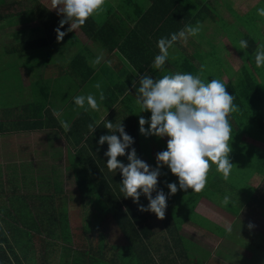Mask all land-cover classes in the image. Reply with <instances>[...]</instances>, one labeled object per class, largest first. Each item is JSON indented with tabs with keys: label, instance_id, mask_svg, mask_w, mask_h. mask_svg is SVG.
<instances>
[{
	"label": "crops",
	"instance_id": "1",
	"mask_svg": "<svg viewBox=\"0 0 264 264\" xmlns=\"http://www.w3.org/2000/svg\"><path fill=\"white\" fill-rule=\"evenodd\" d=\"M228 1L230 2L229 6L232 14L235 17H240L244 12L237 8L239 6L238 1L243 4L239 7L250 8L248 10H253L264 2V0H257L249 5L251 7H246L244 5L251 0ZM39 2L45 11L49 12L47 21H51L52 17L58 21L64 18L63 14H58L53 9L51 10V6H48L44 0ZM120 2L121 4H116L111 0H105V10L99 15L90 17L86 21V25H83L84 30H81L80 27V29L67 32V35L60 42H57L56 35H54V30L57 27L48 25L44 19L38 21L36 19L24 20L21 17L18 24L23 25V27L14 28L13 30L8 25L15 26V24H9L8 21H5V23L0 22L1 226H6L5 221L8 220L6 217H14V214L11 216L10 210L18 207L15 204L19 201L23 205H30L31 207H36L31 202L37 201L40 204L39 208L42 210L46 208V211L48 209L53 211L51 213L52 217L50 216L51 218H56L54 210L62 207L60 200L66 202V209L68 210L72 206L79 208L80 202L72 204L74 200L82 199V196H86L85 192L100 189L105 185L115 195H118L117 199L119 201H122L124 197L120 192L122 175L118 170L116 172L108 170L106 166L108 158L104 155L108 149V145L107 143L104 145L98 144L101 135L111 134L104 127L105 118L114 124L122 122L125 132L134 139V144L129 149H126V153L131 150V147H134L138 158L147 162L153 168L156 166V154L167 150L168 137H145L139 132V117L144 116L145 119L150 120L151 113L149 111L139 113L140 109L135 104L139 84L137 83L136 88H132L131 86L133 79L138 81L139 76H135L130 71L129 64L140 75L148 74L154 79H159L165 74L176 72L197 75L203 67L201 78L206 82L213 78L221 80L225 83L226 90L231 95L232 93L236 94L234 90H231V86L236 83L237 78L242 74L244 76L251 74L258 81L262 75L264 76L262 73L263 67L257 68L255 64L254 56L258 47L257 43L251 50H240L238 41L239 39H244L243 36H238L237 44L228 41L225 32L211 30L203 23L208 18L202 23L200 22L203 28L198 36H190L187 44H184L182 40H178L173 48L169 49L170 57L163 71L152 69L151 65L154 62V58L159 54L157 41L162 36H155L154 26L147 22L149 1L120 0ZM26 10L34 11L29 3L27 9L19 10L16 13ZM0 14L6 20V17L15 13ZM138 16L140 17L138 18ZM144 16L146 18L141 19ZM28 21L34 22L37 25L26 28L27 25L25 23ZM8 27L10 28L8 29ZM69 27L70 23L65 24L62 31H67ZM255 30L261 35L260 40H262L264 38V27L261 26ZM130 32L134 33L129 34ZM78 33L79 35L81 34L82 42L79 41L80 36H78ZM24 36L30 39L36 38L37 41L54 43L53 47L52 44L50 46V48L52 47V52L48 49V52L51 54L48 52L44 53L43 51L41 53L31 52V48L22 51L25 49L22 47L24 40H21ZM47 39L51 41H47ZM9 43L12 44L11 53L15 55V52H18L19 55L17 56H20L19 59H13L11 54L8 53L6 46ZM228 46L229 50L227 49ZM59 47H61V51L58 50ZM177 47L180 48V56L176 55L178 52ZM209 48L213 49L212 52L208 51ZM232 53L241 61L238 70L231 63ZM172 56H176L177 58L172 59ZM97 57H102L101 62L93 66L92 61ZM125 61L128 63H125ZM143 62L149 65L145 67V63L143 64ZM35 63L38 65L37 67L28 66ZM49 64H52L54 68L50 67L51 72L45 75L47 68L44 67H49ZM62 64L63 66L58 68V65ZM188 64L189 66H187ZM142 65L143 69H141ZM73 66H76V68H73ZM205 66H211L212 70H205ZM187 70L188 72H186ZM59 77H64V80L72 79L77 82L74 97L80 95L81 86L93 83L91 88L96 92L99 100V93L94 85L100 83L106 97L100 104V110L94 111L89 109L85 112L84 109L77 107L72 102L73 99L68 100L67 98L65 99V103L61 104L59 94L60 92L62 94L64 87L62 85L58 87L54 86ZM45 79L50 81L45 84ZM247 95L252 99L251 94ZM258 97L260 102L264 103V88L259 91ZM250 98L242 97L240 102L234 99L233 103L238 106L239 111L231 113L229 116V122L232 127L231 140H234L238 136L237 144L230 146L231 149L240 147L245 152V158L250 156L255 160L257 159L255 164H249L247 167L245 163L243 165L244 168H238V173H242L250 166L252 169H255L248 178H244L249 184L247 187L251 191L249 194L239 192L234 188L235 185L233 183L230 184L234 194L236 195V192H238L240 195V199L235 204L238 208L234 206L232 211H229L219 207L222 204V199L220 198L221 192H227L230 195L231 201L235 198L232 192L227 191L228 188L226 187L228 186L226 182L218 181L216 183L217 177L212 178V181L209 184L207 183L205 189L200 193L192 192L191 189L187 192L178 190L176 194L168 196L169 189L167 183H176L179 188L178 178L171 173L167 166L161 168L162 174L158 177L157 189H162L166 196H168L167 208L164 220L158 219L154 213L148 212L147 214L152 219L150 223L154 225L169 224V219L171 218L173 224H176V234L178 235V237H174L173 242H178L179 240L181 245H189L201 253V256H198L196 253L192 256L190 254L191 249L188 250L186 248L179 254V259L183 260L178 262V264H190L185 260V256L189 259L197 260L196 264H204L211 257V255H206L205 259H203L201 245L190 241L188 234H193L195 237L208 241H224L232 249L238 250L235 253L243 250L237 255H234L235 253L232 252L228 258L230 260L227 261L237 258L248 264H264V134L250 137L244 131L247 128L253 127L264 128V104L259 107L252 106ZM70 103L71 106L68 108ZM251 109L255 110L254 115H252ZM66 110L73 111V114L61 118V113ZM61 120L70 124L71 132L64 131L60 124ZM96 122H99V126L92 134L89 131L88 125L90 123L95 124ZM148 127L149 125L146 124L145 128ZM116 134L119 135V133ZM237 156V150L233 155H229L230 160H233L234 164L232 169L234 173L231 172V174H236L237 172V168L235 167ZM118 160L124 164L128 163L127 155L118 157ZM74 166L85 173L84 177L79 176V187H84L85 190L77 188L76 176L73 175ZM58 170L60 172L56 173ZM24 173H29L28 176L30 178L37 179L48 177L45 173L50 174L51 180H53L50 187H59L62 183L67 185L66 177H72V189L76 190L79 194L80 192L82 193L78 198H73L74 196L71 198L61 196L59 200L60 195L58 194H47L40 198V196H36L37 194H32V191L26 187L23 190L27 192V197L22 193L16 196L22 190V187L19 191L12 190L13 184L9 182V179H21L24 177ZM61 179H65L64 182ZM56 182H58V186H55ZM86 184H90L92 187L84 186ZM224 184L225 186H222ZM47 192L51 193L50 190H47ZM215 194L216 197L214 196ZM152 195L155 197L156 193L153 192ZM90 198L92 197L89 196L82 199L81 202L85 205L86 201V217L91 215L96 205L102 206L101 202H98L96 205L91 204V201L94 202V199ZM70 199L71 202H69ZM140 200L147 206L148 200L145 196L141 195ZM191 206H194L193 214L187 213V210ZM39 208H37V212ZM69 213H67V219L70 220ZM39 214L40 217H47V212L43 213L41 211ZM20 215L22 214L20 213ZM199 217L211 225L218 227L219 230L215 229L212 231L205 227H199L201 226L199 224L200 221L197 219ZM75 219L81 223L82 215L75 216ZM256 221H259L263 225V230L254 231V223ZM249 223L253 224L251 229L248 228ZM229 226L232 228L230 233L227 231ZM160 231L158 235L153 233L154 235H151L145 243L147 247L146 252L151 258L169 257L166 254V252H170L166 248L169 235L164 229ZM151 243L153 246L150 249L151 246L149 244ZM243 243L246 245H242ZM142 251L144 252V250ZM219 264L230 263L219 261Z\"/></svg>",
	"mask_w": 264,
	"mask_h": 264
},
{
	"label": "clouds",
	"instance_id": "2",
	"mask_svg": "<svg viewBox=\"0 0 264 264\" xmlns=\"http://www.w3.org/2000/svg\"><path fill=\"white\" fill-rule=\"evenodd\" d=\"M104 5L105 0H51V10L57 9L58 14H63L64 17L59 21V27L54 30L57 42L62 41L67 32L85 25L90 17L102 13L105 10ZM257 15L264 17V8L257 9ZM69 23L67 31H61ZM202 28L203 25L197 22L195 26L186 25L178 33L170 34V37L160 38L157 41L159 54L154 58L152 69L163 71L170 57L169 49L178 40L187 44L188 38L198 36ZM238 47L245 50L248 42L241 39ZM101 59L102 57H97L92 61L93 66L99 64ZM254 59L257 68L264 67V44L258 45ZM129 68L135 76H139V80L133 79L131 85L136 88L137 83L139 84L135 99L139 113H151L150 120L144 116L139 117V132L145 137H168L167 150L156 154V166L153 168L138 158L134 147L126 153V149L134 144V139L125 132L122 122L114 124L106 118L104 127L111 134L101 135L98 144L108 145L104 153L108 158L106 166L110 172L118 170L122 175L120 192L123 196L132 198L139 211L154 213L162 220L165 218L168 196L176 194L178 190L202 192L212 164L216 165V170L222 174L223 179L228 180L234 167L229 158L232 151L229 144L232 139L229 116L239 111V108L234 105L235 97L227 92L224 82L215 78L206 82L201 78L203 67L197 75L176 72L165 74L159 79L148 74L140 75L130 64ZM94 87L98 90L99 100L91 93L73 97L74 104L85 112L89 109L99 111L100 104L106 98L100 83H96ZM60 124L65 132L70 131L68 122L61 120ZM146 124L149 125L148 128H145ZM98 126L99 122L90 123L89 131L93 134ZM125 155L127 164L118 160V157ZM164 166L178 178L179 184L178 188L176 183L166 182L168 196L162 189H157L158 177ZM153 192L156 193L155 197ZM141 195L147 198V206L140 204ZM229 202L230 197L227 195L221 201L224 205ZM252 227L253 224L249 223L248 228ZM227 231H232L231 226Z\"/></svg>",
	"mask_w": 264,
	"mask_h": 264
},
{
	"label": "rangeland",
	"instance_id": "3",
	"mask_svg": "<svg viewBox=\"0 0 264 264\" xmlns=\"http://www.w3.org/2000/svg\"><path fill=\"white\" fill-rule=\"evenodd\" d=\"M32 1V0H31ZM37 1V0H36ZM41 1V0H39ZM45 3L48 6H51V0H44ZM112 2H115L116 4H121L120 0H111ZM257 0H251L248 1L246 3V7H251L249 5L253 4L254 2H256ZM187 5H192L195 6V2L192 0H189L188 2H186ZM31 5V4H30ZM230 2L228 0H216V2L212 3V16L211 19H206L203 23L208 26L209 29L211 30H217L220 32H227L228 36L231 38L232 40H237L238 39V35L240 37H242L244 34H248L250 37H256V30L255 29H259L261 26L264 27V17H260L259 15H257V9L259 8H264V2L259 4V6H257L256 8H254L253 10H248L250 8H241L239 6L243 5L242 2L238 1V5L237 8L243 12V15H240V17L238 16H233L231 8H230ZM0 13L2 14H9V13H16L19 10H23V9H27L29 7V2L28 0H0ZM235 8V7H234ZM51 9V7H50ZM190 9V8H189ZM55 11V13H58L57 9H53ZM232 14V15H231ZM38 15V14H37ZM36 15V10H34V12H32L31 15H28L27 17H23L24 20H32V19H36V21H38V17ZM201 16V15H200ZM18 17V16H17ZM235 17V18H234ZM21 19V17H18L17 21H19ZM239 19V20H237ZM236 20V21H235ZM235 21V22H234ZM251 21H253L252 23H250ZM5 23V21L3 22ZM255 23V25H254ZM26 28H30V27H34L37 24H35L34 22L28 21L25 23ZM12 28V30L18 29V27H23V25H20L18 23H15V26L13 25H8ZM8 27V29L10 28ZM224 28H229L228 30H224ZM80 29V28H79ZM4 30V29H3ZM3 30L1 31L2 34L4 33ZM21 36V35H20ZM78 36H80L79 41L82 42L83 39L81 38V34ZM221 37V36H220ZM224 39V38H221ZM261 38L258 39L257 42V46L258 44L260 45L264 38L262 40H260ZM21 40H27L26 36H24L23 38H21ZM228 41H230V39L227 38ZM260 40V41H259ZM222 41V40H220ZM240 41V39H239ZM238 41V42H239ZM14 42V41H13ZM237 44V42H236ZM264 44V42H263ZM54 46V43L52 44V47ZM52 47L50 48V46H47V48L44 47H38L37 46V50L32 49L31 52H39L41 53L42 51L44 53L48 52V49L50 50V52H52ZM8 53L11 54L13 59H19L20 56L18 52H15V55H13L11 53L12 50V44L9 43L6 46ZM227 49L229 50V46L227 47ZM58 50H62L61 47L58 48ZM212 48H209L208 51L212 52ZM174 51V50H173ZM3 52V51H1ZM230 52H232V50H230ZM49 53V52H48ZM51 54V53H49ZM233 60H235V62H233ZM231 63L234 66V68H237V70L240 68V64L241 61L240 59L237 58V56H235L232 53V58H231ZM49 67H44L47 68V71H45V75H47L49 72H51V68H54V66L52 64H49ZM30 67H37L38 65L32 64V65H28ZM62 65H58V68ZM57 68V67H56ZM205 70L207 71H211L212 67L211 66H205L204 67ZM41 70V69H40ZM39 70V72H40ZM264 74V73H263ZM64 78V77H63ZM63 78H58L56 80V85L54 84V86H60L62 85L64 87V90L62 91V94L60 92V96H59V101L61 104L65 103V99L67 98L68 100L73 99L74 97V93L75 90L77 89V82L75 80L72 79H66L64 80ZM50 80L45 79L44 83L47 84ZM259 81L261 82L262 85H264V79L263 81L261 79H259ZM93 84V83H92ZM83 85L81 86V90H80V95H88V94H95L96 92L91 88V85ZM67 96V97H66ZM97 97V96H96ZM98 100V98H97ZM73 102V101H72ZM60 103H58V105H60ZM71 103L69 104L68 108H70ZM251 113L252 115H254L255 110L251 109ZM72 115L73 111L70 110H66L63 111L61 113V118H64L66 115ZM253 125V122H252ZM243 131V130H241ZM248 136L250 137H255L261 134H264V128H247L244 130ZM71 132V131H69ZM238 142V136H236L234 138V140H231L230 142V146H233L235 144H237ZM237 150L238 156L239 157H244L245 152L243 149H240V147H236L234 148L229 155H233V153ZM230 162L233 164V160H230ZM234 165V164H233ZM244 165V164H243ZM243 165H239V168H244ZM248 167V166H247ZM253 171H255V169H252V167L250 166L249 168L245 169L242 173L239 174H230L228 180H224L223 176L221 173L217 172L216 170V165L212 164L210 171L208 173V177H207V183L209 184L212 180V178L217 177L216 183L218 181H224L227 183L226 188L227 191L232 192L233 193V197L235 198L234 200H230V202L227 205L221 204L219 207H221L222 209H226L229 211H232V209L234 208V206L236 207V201L240 199V195L238 192H236V195L233 192V189L230 187L231 183H233V185H235L234 188H236L239 192H245L247 194H249L251 191H249L247 189V187L249 186V184L244 180V178H248ZM60 172L59 170L56 171V173ZM28 174L24 173V177H22L21 179L19 178H11L9 179V182L13 184V187L11 188L12 190H18L22 187V190H20L16 196H19L21 193L26 196V193L23 188L27 189L29 188L30 191H32V194H37L36 196L40 198L42 196H46L47 194H58L59 196V200L61 196H68L69 198H71L72 196H74L73 198H78L80 197L79 193H77L76 190L72 189V177H66L67 178V185L63 184L60 185L59 187H50L51 183L53 182V180H51L50 174L45 173V175H47L48 177H45L44 179H40V178H30ZM65 179H61L62 182H64ZM21 185H19V184ZM58 182H56L55 186L57 185ZM17 185V186H16ZM27 185V186H26ZM222 186H225L222 185ZM1 187V185H0ZM31 187V188H30ZM218 187H220V185H218ZM36 188V189H35ZM78 189L81 190H85L84 187H78ZM47 190H50L51 193H48ZM76 191V192H75ZM31 194V195H32ZM220 198L223 200L224 196H229L227 194V192H221L220 193ZM91 195H86V196H82V199L88 198ZM216 197V194L214 195ZM82 199H76L72 202V204L74 203H79V208L72 206V208L69 209V216H70V220L67 219V214L61 216L60 213L61 211H57L54 210V213L56 214V222H59V220H61V224H59V226L57 227V237L58 239H62L63 241H61V246H67L69 249H75V250H79V251H83L85 249L88 248H94L99 250V252H103L105 255V257H103L100 259H104L105 261L108 260L109 257H111V255H113V250L112 247H118L120 245L123 244V240L121 237V234L118 232V229L116 227L113 226V224L111 223V220L109 218V220H106V218H104L105 216L95 210L92 211L91 215L87 216V209H86V201H85V205H83ZM90 199H95V198H90ZM69 202H71V199L69 200ZM32 204H34V206L36 207H31L30 205H23L20 201L18 203H16L15 205H17L18 207L16 208H12L11 211V216L14 214V217H6L8 218L7 221H5V225L6 227L9 229L11 228L13 231H22L23 233V237L25 239V237H28L27 230L25 229V227L29 224L30 221H34L32 222V225H34L35 228L40 227L41 223L37 222L36 219V215L35 213L37 212V208H39V205L37 201H32ZM98 201H94L93 204H97ZM60 204H61V200H60ZM238 208V207H236ZM25 209V210H24ZM24 211H28L29 213H24ZM21 213L22 215L19 216V214ZM51 213H53L52 210L47 211V215H50ZM79 215H82V222L80 223L78 220L76 221L75 216L78 217ZM199 222V224L202 228V226L207 227V228H211L213 227L212 225H210L208 222L204 221L203 219H201L200 217L197 218ZM164 220V219H163ZM27 225H26V224ZM73 223V224H72ZM169 226L170 223H169ZM254 231L258 232L261 231L260 229L263 230V225L259 222L256 221L254 223ZM29 227V226H27ZM64 227V228H63ZM214 229H217L216 227H213ZM22 229V230H21ZM24 229V231H23ZM31 229V228H30ZM41 231L38 232L36 234V237H34V235H32V240L30 239L29 242V246H28V250H27V258H31L32 260V264H57L58 260H60L58 257L59 255L55 256H51V255H46V252L44 251V246H43V241L44 239L46 240H52L53 238H57L56 234L54 232H51V234L49 235V237H47V234L45 233L43 227L41 228ZM161 229H158L156 227H154V233H156L157 235L160 234ZM31 232H34L32 230H30ZM191 231V230H190ZM4 233L6 235H8V232L5 230ZM154 235V234H153ZM189 235V240L192 241L194 244L197 243V245H201V251H202V257L203 259H205L206 255H211V257L209 258V261L204 263V264H219V261L222 262H228L230 264H248L245 263L244 261L238 260L237 258H233L231 261H227L230 260L228 259L231 255L232 252L235 253V249H232V247L229 246L228 243H225L224 241H208V240H204L203 238L200 237H195V235L193 234H188ZM64 239H67L68 242H65ZM178 243V242H177ZM59 244V243H58ZM149 246L150 249L152 248L153 244L151 243ZM178 250L175 252H166V254L170 257L169 260H160L161 257H155L154 259V263L155 264H178V262H181L183 259H179V254L182 253V251L184 249H188L190 250V254L193 256L195 253L198 254V256H201V253L196 250L195 248L190 247L189 245H181L178 243ZM22 247H18V249H21ZM147 248V247H146ZM94 250L93 251H88L89 256L95 255L94 254ZM59 251V250H57ZM179 251V253H177ZM243 251V250H240ZM236 252L234 255H237L240 253ZM61 252V251H60ZM100 252V254H102ZM144 252H146V249L144 250ZM77 253V252H76ZM147 253V252H146ZM69 254V253H68ZM119 254V253H118ZM145 254V253H144ZM143 254V255H144ZM97 255V254H96ZM72 257V256H71ZM234 257V256H233ZM48 259V260H46ZM69 260L70 257L66 256V258ZM91 261V262H89ZM89 261H87L86 264H95V262H92V260H90L89 257ZM139 264H144L143 260L140 261ZM257 264H261V263H257Z\"/></svg>",
	"mask_w": 264,
	"mask_h": 264
},
{
	"label": "trees",
	"instance_id": "4",
	"mask_svg": "<svg viewBox=\"0 0 264 264\" xmlns=\"http://www.w3.org/2000/svg\"><path fill=\"white\" fill-rule=\"evenodd\" d=\"M148 1H149V10L147 13L149 14V16L147 18V22L154 26L155 36L160 35L162 37H170V34L178 33L186 25L195 26L198 21L202 23L206 18L211 19V17H213L212 3L216 2V0H192L195 2V6H192L186 4V2H188L189 0H148ZM29 3L31 4V8L36 10V15L38 14L37 17L39 20L44 19L45 23H48V25L59 27V21L57 19L52 17L51 21H47L49 12L47 13L45 11L44 7L40 4L39 0L37 1L29 0ZM32 12L34 11L26 10L21 13H15L13 15H10L9 17H6V20H4L5 17L0 14V22L2 23L4 21H8L9 24H15L18 23L17 21L18 17H27L28 15H31ZM139 17L140 16H138V18ZM145 18L146 17L144 16L141 19H145ZM252 22L253 21H251L250 23ZM62 29L63 28H61V31ZM84 29L85 28L82 26L81 30ZM227 29L228 28H224V30ZM133 33L134 32H130L129 34H133ZM256 34H257L256 37L253 38L248 37L250 36L249 33L243 35L244 40L248 42V47H247L248 50L254 48L256 46L257 40L261 38V35L259 33L256 32ZM54 35H56V32H54ZM225 35L227 36L228 39H230L231 42L236 44L237 40L233 41L232 37L230 38L228 36L227 32H225ZM47 41H51V40L47 39ZM51 44L52 43L50 42L37 41L36 38H32V39L27 38V40H24L22 42V47L25 48L22 51H25L26 49L29 50L30 48L37 50L36 49L37 46L47 48V46H51ZM176 49L178 51L176 55L180 56L181 54V51H179L180 48L177 47ZM144 63H145V67L149 65L146 62H143V64ZM187 66H189V64ZM73 68H76V66H73ZM141 69H143V65ZM186 72H188V70ZM262 73H264V67ZM263 79L264 76L262 75L261 80L263 81ZM260 83L261 82L258 81V79L254 78L253 75L250 74L244 76L242 74L239 78H237L236 83L231 86V90H234L236 92V94L232 93V95L234 94L235 100L237 102H240L242 100V97L250 98V96H248L247 94H251L252 99L251 98L249 99L251 101V105L255 107H259L260 105L264 104L260 102V99L258 97L259 91H261V89L264 88V85ZM256 160L254 158H251L250 156H248V158L245 157L237 158L235 164L236 165L235 167L237 168L236 174H239L238 173L239 165L242 166L245 163L247 166L252 163L255 164ZM83 173L84 172L78 170L77 167L75 166L73 167V175L76 176L75 180L78 187L80 182L79 176L84 177L85 173L84 174ZM84 186L92 187L90 184H86ZM81 193L82 192H80V194ZM85 193L86 195H91L90 197L95 198L94 201L97 200L99 203L101 202L100 204L102 206H98L95 204L96 208L94 210L103 214L106 220L109 219L111 220L113 226L116 227L118 229V232L121 234L123 244L118 247L115 246L112 247V250L114 251L113 255H111V257H109L107 261H105L104 259H100L105 254L101 251L100 252L102 254H100L99 250L97 249L94 250V248L92 249L88 248L83 251H79L75 249L73 250L69 249L67 246H63V245L61 246V241L63 240L61 238L58 239L57 237V227L59 226V223L61 224V220H59V222H56L55 218H51L52 214L47 215V217L44 216L40 217L39 213H41V211H43V213H46L47 211L46 208L44 210L39 208L38 212H36L35 215L36 217H40V218H36L35 220L38 223L39 222L41 223L40 227L41 228L43 227L45 233L47 234V237H49L51 232H54L57 237V238H53L52 240H46V239L42 240V242L45 241L43 242V246L45 249L44 251L46 252V255L49 254L51 256H55V253L56 255H59L58 258L60 260H58L57 264H86L87 261H89V257L90 260H92V262H95V264H139L141 260H143L144 264H151L153 260L152 264H155L154 263L155 258L154 257L151 258L150 256H148L149 255L148 253L142 251L146 249L145 243L149 240L151 235H153L154 227L161 230L163 229L166 230L167 234L169 235L168 237L169 241L166 246L167 250H169L171 253L178 250L179 248L178 243L181 244V242L179 240L178 243L176 241L173 242L174 237H178V235L176 234V224H173L171 218L169 219L170 220L169 223L171 226H169V224L154 225L153 223H150L152 219L147 214L148 212L139 211L138 205L136 203H133L132 198L123 197L122 201L121 200L119 201L117 199L118 195H115L107 185H105L100 189L91 190ZM92 203L94 202L91 201V204ZM140 204L146 206L142 202V200H140ZM61 205L62 207L57 209V211L60 210L61 211L60 215L63 216L66 215L69 212V210L66 209L67 208L66 202L61 201ZM193 207L194 206H191V208L187 210V213L193 214ZM50 210L51 209H48V211ZM24 213L26 214L29 212L24 211ZM32 222L34 221H30L28 225L25 223L27 226H29V227L27 226L25 227L27 232L24 233L28 234V237H25V239L23 237L22 231H13L11 228L8 229L6 226L0 225V264H32L31 258L29 257L27 258V254H26L29 246L28 241L30 239L32 240V235L36 237V234L41 231L40 227L35 228L34 225H32ZM213 227L211 228L205 227V228L214 231L215 229ZM216 228L219 230L218 227ZM4 230L8 232V235L4 233ZM30 230L34 232H31ZM64 241L68 242L67 239H64ZM242 245H246V244L243 243ZM18 247H22V248L18 249ZM93 250L95 255L93 254L92 256L87 255L88 251H93ZM144 253L145 256L143 255ZM177 253H179V251ZM66 256L70 257V259L69 260L64 259L66 258ZM169 258L170 257L161 258L159 259V261L160 260L168 261ZM185 260L190 264L197 263V260L189 259L186 256H185Z\"/></svg>",
	"mask_w": 264,
	"mask_h": 264
}]
</instances>
